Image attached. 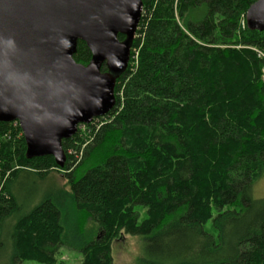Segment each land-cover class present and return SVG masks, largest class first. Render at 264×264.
<instances>
[{
	"label": "trees",
	"instance_id": "obj_1",
	"mask_svg": "<svg viewBox=\"0 0 264 264\" xmlns=\"http://www.w3.org/2000/svg\"><path fill=\"white\" fill-rule=\"evenodd\" d=\"M256 1L142 0L115 108L86 145L79 133L62 143L66 156L79 145L74 168L28 160L20 126L0 123L9 264H56L63 248L113 264L123 235L143 239L145 264H264V199L253 196L264 175V32L245 22ZM91 57L79 42L75 61ZM57 170L69 190L20 185Z\"/></svg>",
	"mask_w": 264,
	"mask_h": 264
},
{
	"label": "water",
	"instance_id": "obj_2",
	"mask_svg": "<svg viewBox=\"0 0 264 264\" xmlns=\"http://www.w3.org/2000/svg\"><path fill=\"white\" fill-rule=\"evenodd\" d=\"M142 12V0H0V123H19L28 160L63 169V141L115 108ZM245 22L264 32V0ZM79 42L88 65L74 59Z\"/></svg>",
	"mask_w": 264,
	"mask_h": 264
},
{
	"label": "rangeland",
	"instance_id": "obj_3",
	"mask_svg": "<svg viewBox=\"0 0 264 264\" xmlns=\"http://www.w3.org/2000/svg\"><path fill=\"white\" fill-rule=\"evenodd\" d=\"M105 123V119H98L94 121L90 126L81 127L78 131V136L80 140L86 145L91 141V138L94 134V131H97L102 124ZM93 133V134H92ZM79 145H74L72 148L68 150V159H70V163L73 164L72 167L76 166V156ZM84 149L82 146L81 150ZM68 162V161H67ZM67 171H54L51 175H49L48 183L39 182L37 185L34 184L36 181V177L34 175H30L28 178L21 179L20 185L24 186L25 193H31V191L39 189L42 191L43 189H47L50 184H54L56 187H65L66 190H69V187L66 186L65 173ZM38 182V181H36ZM30 186H33V189H29ZM253 196L255 199H264V175L260 178L253 188ZM210 229V224L207 226ZM211 230V229H210ZM142 245L143 239L140 237L123 235L118 240H115L112 244V258L113 264H145L142 261ZM8 246L4 249L0 250V264H9L10 258V250H6ZM83 258L81 254L77 251L69 250V249H61L56 256V264H82ZM22 264H41L35 261H25Z\"/></svg>",
	"mask_w": 264,
	"mask_h": 264
},
{
	"label": "built area",
	"instance_id": "obj_4",
	"mask_svg": "<svg viewBox=\"0 0 264 264\" xmlns=\"http://www.w3.org/2000/svg\"><path fill=\"white\" fill-rule=\"evenodd\" d=\"M256 52L258 53L259 57L262 58V59L264 60V50H256ZM263 79H264V76H263ZM102 118H103V117H102ZM98 119H100V118H97V119H95L94 121H96V120H98ZM94 121H93L91 124H93ZM12 123H14V126H20L18 122H12ZM88 125H90V124H88ZM85 126H87V125H81V126H79L78 131L81 129V127H85ZM22 133H23V132H22Z\"/></svg>",
	"mask_w": 264,
	"mask_h": 264
},
{
	"label": "bare ground",
	"instance_id": "obj_5",
	"mask_svg": "<svg viewBox=\"0 0 264 264\" xmlns=\"http://www.w3.org/2000/svg\"><path fill=\"white\" fill-rule=\"evenodd\" d=\"M264 76V74H262Z\"/></svg>",
	"mask_w": 264,
	"mask_h": 264
}]
</instances>
